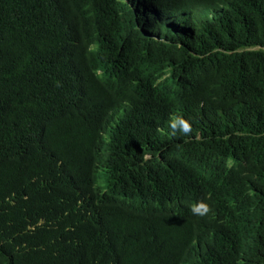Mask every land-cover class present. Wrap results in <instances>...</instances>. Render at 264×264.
<instances>
[{
  "label": "trees",
  "instance_id": "1",
  "mask_svg": "<svg viewBox=\"0 0 264 264\" xmlns=\"http://www.w3.org/2000/svg\"><path fill=\"white\" fill-rule=\"evenodd\" d=\"M136 1L0 0V264H180L195 236L190 264H264V0ZM141 92L154 126L109 130ZM176 182L213 211L122 239L127 192Z\"/></svg>",
  "mask_w": 264,
  "mask_h": 264
},
{
  "label": "clouds",
  "instance_id": "2",
  "mask_svg": "<svg viewBox=\"0 0 264 264\" xmlns=\"http://www.w3.org/2000/svg\"><path fill=\"white\" fill-rule=\"evenodd\" d=\"M152 0H137L134 3V7H137L141 3L145 4ZM85 10L93 11L98 10L95 6L87 7ZM105 23L104 18H101V25ZM89 50L95 52H103L104 49L100 44H94L89 47ZM97 75H103L102 80L99 82L101 86L109 84L111 73L108 69L97 70ZM113 94V92H111ZM108 125L109 130H113L116 127L127 123L130 130L133 132V128L138 129H150L154 126L156 121V113L150 110L146 99L143 97L142 92L136 96H132L121 101L114 109L103 118ZM132 123V124H131ZM160 130L166 131L172 137L177 132L184 136H190L192 133V124L189 120L183 116H173L170 118L169 124H166L165 128L160 127ZM109 137V133L104 134ZM152 157V153H147L144 156V161H147ZM32 169L34 170L35 177L40 181L41 162L36 159L33 163ZM100 173H103L104 168L99 169ZM136 172L142 178L143 183L153 184L149 175L148 168L136 167ZM130 174L124 175L120 182L128 181ZM41 182V181H40ZM205 191V187L200 192L199 197L195 196L196 193L191 189L188 182L179 184L178 182L172 183L168 186L164 197L159 198L156 195V191L151 192V198L146 201L136 199L134 195L128 191L126 194V208L133 207L128 211H120L116 213L117 222L121 232V238L125 239L138 233L142 226H144L154 215L160 218V227L164 229V223L173 222L176 226L185 220L190 219L196 215L199 217H207L209 213L213 211L209 205V201L204 198L202 194ZM189 252H182V259L180 264H190L192 262H202L203 258L200 253L196 251L198 245V236H195L193 240L190 238L187 240ZM171 249L178 248L175 245H170Z\"/></svg>",
  "mask_w": 264,
  "mask_h": 264
},
{
  "label": "rangeland",
  "instance_id": "3",
  "mask_svg": "<svg viewBox=\"0 0 264 264\" xmlns=\"http://www.w3.org/2000/svg\"><path fill=\"white\" fill-rule=\"evenodd\" d=\"M203 17V16H202ZM205 28V26L203 27V29Z\"/></svg>",
  "mask_w": 264,
  "mask_h": 264
}]
</instances>
